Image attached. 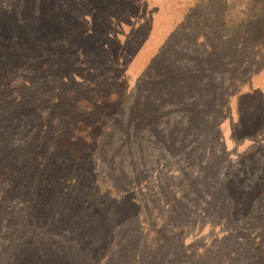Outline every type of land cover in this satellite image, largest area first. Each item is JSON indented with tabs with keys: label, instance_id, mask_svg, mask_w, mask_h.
I'll use <instances>...</instances> for the list:
<instances>
[{
	"label": "rangeland",
	"instance_id": "374dc122",
	"mask_svg": "<svg viewBox=\"0 0 264 264\" xmlns=\"http://www.w3.org/2000/svg\"><path fill=\"white\" fill-rule=\"evenodd\" d=\"M196 8L0 0V264H264V41Z\"/></svg>",
	"mask_w": 264,
	"mask_h": 264
},
{
	"label": "trees",
	"instance_id": "16d2710c",
	"mask_svg": "<svg viewBox=\"0 0 264 264\" xmlns=\"http://www.w3.org/2000/svg\"><path fill=\"white\" fill-rule=\"evenodd\" d=\"M196 2L197 8L194 9L196 12L197 9L199 12L197 13V19L193 21L194 27L197 31H203L207 21L201 13L205 11V7H207L208 3H212V1L218 3V10L216 11L215 20L218 22V26L213 30L215 37L225 43V47L237 45L240 47L241 54L244 56L245 60H251V58L256 54L257 48L260 46V41H264V0H238L243 5V13H237L234 16V11L232 9L229 10L230 2L229 0H193ZM235 2H233V5ZM200 15V20H198V16ZM234 16V17H233ZM203 18V19H202ZM262 43V42H261ZM220 56V60H225L227 56L223 53ZM259 55V54H258ZM114 96L119 97L118 91H112ZM107 99V105L101 104L100 101L102 99ZM111 95L107 93L104 94L103 89H97L95 92V96L93 101L90 103L94 108H92V112H100L103 114L106 108H114L115 104H113L114 100ZM110 101V104L108 102ZM75 128H78V132L85 135L86 138L92 137L95 140V136L91 133L90 129L95 128V124L79 121ZM113 125H108L107 128H112ZM106 128V129H107ZM77 132V133H78ZM102 134V133H101ZM102 143L104 146L107 143L108 136L103 133L101 136Z\"/></svg>",
	"mask_w": 264,
	"mask_h": 264
}]
</instances>
